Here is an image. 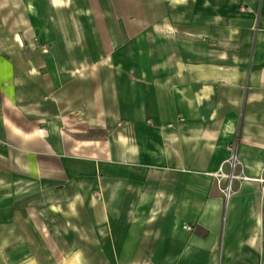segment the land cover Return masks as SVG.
Returning <instances> with one entry per match:
<instances>
[{
	"label": "crops",
	"instance_id": "crops-1",
	"mask_svg": "<svg viewBox=\"0 0 264 264\" xmlns=\"http://www.w3.org/2000/svg\"><path fill=\"white\" fill-rule=\"evenodd\" d=\"M262 177L264 0H0V264H264Z\"/></svg>",
	"mask_w": 264,
	"mask_h": 264
},
{
	"label": "built area",
	"instance_id": "built-area-1",
	"mask_svg": "<svg viewBox=\"0 0 264 264\" xmlns=\"http://www.w3.org/2000/svg\"><path fill=\"white\" fill-rule=\"evenodd\" d=\"M221 176L226 177L228 180V184L225 188V194L226 197L229 198L230 194H231V178H232V173H227V174H222ZM259 181L262 183V187L264 189V177L260 178ZM184 227L189 228V226L184 225Z\"/></svg>",
	"mask_w": 264,
	"mask_h": 264
}]
</instances>
